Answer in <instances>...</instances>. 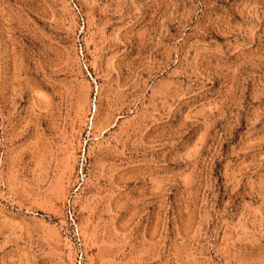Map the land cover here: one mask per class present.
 <instances>
[{"label": "rangeland", "instance_id": "374dc122", "mask_svg": "<svg viewBox=\"0 0 264 264\" xmlns=\"http://www.w3.org/2000/svg\"><path fill=\"white\" fill-rule=\"evenodd\" d=\"M0 264H264V0H0Z\"/></svg>", "mask_w": 264, "mask_h": 264}]
</instances>
